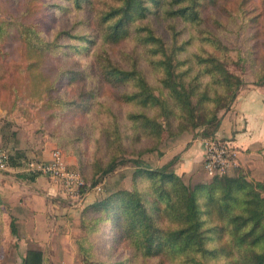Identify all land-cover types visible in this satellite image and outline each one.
Masks as SVG:
<instances>
[{"label":"trees","instance_id":"obj_1","mask_svg":"<svg viewBox=\"0 0 264 264\" xmlns=\"http://www.w3.org/2000/svg\"><path fill=\"white\" fill-rule=\"evenodd\" d=\"M60 1L0 0V81L11 88L14 102L39 104L48 119L63 108L74 117L108 116L92 131L105 161L72 146L79 173L90 174L83 193L120 166L132 170L130 188L105 185L84 206L82 233L74 238L80 262L105 264L93 249L109 224L113 243L132 249L110 264H264V178L250 180L239 169L191 183L175 172V159L153 166L143 158L157 150L163 134L215 136L219 112L231 107L244 84L229 65L248 63L254 84L264 86V54L256 51V33L248 25L264 15V0H235L234 12L230 0ZM252 3L259 11L242 22ZM50 8L85 16L48 37L40 15ZM230 24L242 27L251 47L233 53ZM17 52L20 60L14 61ZM59 54L71 62L63 63ZM17 75L18 86L9 82ZM61 80L81 88L66 99L58 94ZM110 101L124 107L122 118ZM208 124L213 127L202 129ZM142 142L147 145L137 148ZM25 160L21 149L7 153L8 167ZM9 228L20 238L12 217ZM46 260L43 251L29 247L20 264Z\"/></svg>","mask_w":264,"mask_h":264},{"label":"rangeland","instance_id":"obj_2","mask_svg":"<svg viewBox=\"0 0 264 264\" xmlns=\"http://www.w3.org/2000/svg\"><path fill=\"white\" fill-rule=\"evenodd\" d=\"M51 3H62L60 0H45ZM235 0H230L227 6L231 9V11H235ZM248 11L250 12L247 15V18L241 19L242 22H247L249 17L256 14L259 9L256 3H252L247 6ZM84 14L76 13L74 11L63 15L60 10L55 8H50L46 13L40 15V22L45 27L46 30L49 31L47 34L48 37H51L53 33H55L58 29L61 28H69L73 23L81 19ZM237 24L239 25L240 20L236 18ZM249 22L250 32L254 31L256 33L255 43H256V51L258 50L260 54H264V15L258 18V21L255 23L253 21ZM237 24H230L229 31L226 32L228 36V41L232 45L233 53H236L238 50H245L248 47H251L252 42L247 44V34L242 29L241 26ZM162 29L163 26L159 25ZM79 29V28H78ZM61 57V61L63 63H69L71 60H67L64 58L62 54H59ZM20 56L17 52L14 55V61H19ZM83 63L87 62V58L82 57L79 59ZM229 70L232 73L239 74L243 80L244 84L240 88H247V85H255L254 84V76L253 72L248 63L243 64H231L229 65ZM6 81V79L4 80ZM15 82L16 86L21 83V79L19 75L15 77V79H10L9 82ZM258 87H264L263 85H255ZM58 94L63 96L64 98H72L76 92L81 88L76 84H67L65 81H58L57 83ZM239 88V89H240ZM264 89V88H263ZM11 88L9 86H5L0 81V149L5 153H10L14 148L23 149L27 152L26 160H37L30 153L31 151V140H34L36 146H40V143H44L43 141H50L54 144L51 151L57 149L61 151L64 159L66 156H71L75 161V166H71V168L79 171V165L77 162L76 156L73 154L72 146L77 149H86L87 154H94V152L105 161L106 156L104 155V150H99L96 148L94 144V139L92 138V131L94 129L95 124H100V121L105 122L108 119L107 115H100L98 117L92 115H83L76 116V114L67 108H63L62 110L55 109L54 117L47 118V114L41 109L38 105L30 102L29 100H21L15 101L13 96L11 95ZM111 102V105L115 108V112L119 114L122 118L124 114V107L119 106V104L115 102ZM232 105V104H231ZM227 110H221L218 114L219 118L221 115ZM220 120L216 127V131L219 127ZM212 124L205 125L202 129H211ZM201 131V130H200ZM163 138L161 142L158 144L157 150H153L151 152L143 154V158L149 161L153 166H160L163 163L175 159V163L173 165V169L178 175H181L185 181H190L191 183L209 181L212 177L202 171L199 163H194L191 166H184V159L189 157V153L192 152V143L196 136H192L191 134H183L181 136H177L174 138H169L167 135L163 134ZM207 137L198 136L199 140H203ZM52 139H55L53 141ZM36 141V142H35ZM57 141L61 143H65V147H61ZM60 143V144H61ZM147 145V142L138 143L136 145L137 148H142V146ZM148 145H151V142L148 141ZM87 154L84 156L86 160L89 159ZM259 157V156H258ZM262 159L260 161L254 162L257 165H262L264 167V154H261ZM25 160V161H26ZM66 161V160H65ZM249 165L246 167L234 166L229 169V175H232L237 172V170L241 169L244 174L250 180H255L256 177H261L260 173L252 175ZM68 165V164H67ZM247 165V164H246ZM131 168L128 166H120L113 173L112 176L106 177L104 182L100 183L97 187H95L92 192L95 196L94 201L100 197L103 193V188L105 185L108 187H118L124 186L126 188H130V172ZM122 175V180H119V176ZM85 181H89L90 174L86 171V175H83ZM264 178V176H262ZM260 178L262 180L263 178ZM83 178V179H84ZM256 181V180H255ZM259 181V180H258ZM117 183V184H116ZM93 201V200H92ZM93 201V202H94ZM93 202H89L84 197L83 201H81L80 206L78 208H73L75 211V215H71L70 224L76 225L79 227V236L82 233L80 229V216L84 206L91 204ZM1 211V209H0ZM10 219V218H9ZM9 219L3 218L0 214V239L2 238V231L7 225V221ZM112 229L109 224H105L101 227V232L99 236L94 241V253L96 257L105 261V264H110L112 261H117L124 259L126 255L131 254L132 249L127 248L125 244L115 245L112 241ZM6 237V234H3ZM75 236V237H77ZM74 237V238H75ZM11 240L8 243L9 249H0V264H20L21 263V254L22 251L19 250L18 244H16L15 238L10 236ZM73 238V241H74ZM14 240V243L13 241ZM5 244V246L7 245ZM76 259L80 261L78 255H76ZM82 264V261L79 263ZM154 264V262H153Z\"/></svg>","mask_w":264,"mask_h":264},{"label":"crops","instance_id":"obj_3","mask_svg":"<svg viewBox=\"0 0 264 264\" xmlns=\"http://www.w3.org/2000/svg\"><path fill=\"white\" fill-rule=\"evenodd\" d=\"M247 86L238 90L231 107L221 115L214 137L226 141L233 148L239 167H246L250 162V168L253 166L252 175H260L258 171H261L262 177L264 167L254 162L258 163L262 159L261 154H264V87ZM43 142L36 146L32 139L31 149H35L29 150L28 154L37 160L46 161L50 158L54 144L50 141ZM21 150L26 156L27 152ZM203 150V142L196 136L192 152L184 159V166L199 163L204 171ZM65 160L69 167L75 166L71 156H66ZM256 168H259L258 171ZM261 177L255 176V180L260 181ZM84 197L89 202L95 199L90 191ZM73 208L78 207L71 203L60 186L50 178L43 175L31 176L22 167L0 169V214L3 218L15 219L20 236L16 238L11 235L9 226H6L2 231L6 237L2 234L0 249H9L7 242L13 236L22 251L21 258L27 248L34 247L46 254L48 260L45 264H79L73 241L79 233V227L70 224L71 215L76 214ZM7 225H10V219Z\"/></svg>","mask_w":264,"mask_h":264},{"label":"built area","instance_id":"obj_4","mask_svg":"<svg viewBox=\"0 0 264 264\" xmlns=\"http://www.w3.org/2000/svg\"><path fill=\"white\" fill-rule=\"evenodd\" d=\"M204 153L202 168L210 177L223 176L229 173V169L237 165L236 155L233 148L224 140L216 137L202 140ZM22 170L31 176L43 175L58 184L64 195L73 205L80 206L85 193V180L79 171L69 167L61 151L54 149L50 158L42 160H26L21 166ZM7 153L0 149V169L6 170Z\"/></svg>","mask_w":264,"mask_h":264}]
</instances>
